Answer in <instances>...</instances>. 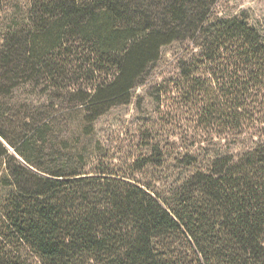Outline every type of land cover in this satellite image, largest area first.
I'll list each match as a JSON object with an SVG mask.
<instances>
[{
  "label": "trees",
  "instance_id": "obj_1",
  "mask_svg": "<svg viewBox=\"0 0 264 264\" xmlns=\"http://www.w3.org/2000/svg\"><path fill=\"white\" fill-rule=\"evenodd\" d=\"M218 2L29 0L31 25L0 53V95L46 77L96 119L129 103L164 47L187 42L198 53L181 72L200 118L239 127L249 91L264 89V39L247 18L220 17ZM73 46L86 48L88 90L66 87ZM195 72L210 80H191ZM4 132L23 163L0 173V264H32L23 252L39 264H264V144L220 164L196 153L202 169L165 210L122 180L42 168L34 160L49 151L46 132Z\"/></svg>",
  "mask_w": 264,
  "mask_h": 264
},
{
  "label": "rangeland",
  "instance_id": "obj_2",
  "mask_svg": "<svg viewBox=\"0 0 264 264\" xmlns=\"http://www.w3.org/2000/svg\"><path fill=\"white\" fill-rule=\"evenodd\" d=\"M29 4V0H0V53L13 34L31 25L35 9ZM216 11L223 18H247L264 39V0H219ZM73 48L64 51L66 87L88 90L93 81L84 76L86 48ZM197 53L187 42L164 47L159 60L132 90L129 103L112 107L96 119L63 84L55 89L54 81L46 77L20 84L11 95H0V128L13 139L25 130L46 132L49 151L33 159L42 168L68 167V172L122 180L150 194L167 210L166 204L188 190L202 169L201 163L196 164V153L201 160L220 164L264 144L263 88L254 87L247 94L239 127L220 130L200 118L192 89L181 72L182 63ZM190 76L204 83L210 80L205 72ZM0 143L10 157H0V173L8 165L23 163L1 137ZM2 196L0 184V204ZM23 256L39 264L31 253L23 252Z\"/></svg>",
  "mask_w": 264,
  "mask_h": 264
}]
</instances>
